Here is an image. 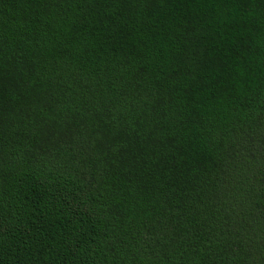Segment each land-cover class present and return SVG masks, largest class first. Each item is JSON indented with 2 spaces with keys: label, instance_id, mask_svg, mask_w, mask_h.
<instances>
[{
  "label": "trees",
  "instance_id": "trees-1",
  "mask_svg": "<svg viewBox=\"0 0 264 264\" xmlns=\"http://www.w3.org/2000/svg\"><path fill=\"white\" fill-rule=\"evenodd\" d=\"M0 264H264V0H0Z\"/></svg>",
  "mask_w": 264,
  "mask_h": 264
}]
</instances>
